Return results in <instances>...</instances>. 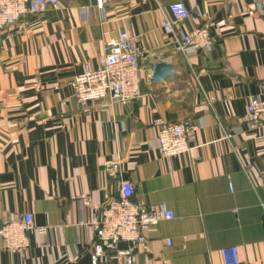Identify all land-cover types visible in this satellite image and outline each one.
Listing matches in <instances>:
<instances>
[{
	"label": "crops",
	"instance_id": "crops-1",
	"mask_svg": "<svg viewBox=\"0 0 264 264\" xmlns=\"http://www.w3.org/2000/svg\"><path fill=\"white\" fill-rule=\"evenodd\" d=\"M171 1L59 0L0 26V227L29 211L49 228L22 255L0 236V264H91L94 231L80 220L122 180L174 212L146 230L133 264H223L230 245L240 264H264V125L250 129L245 110L264 91V0H180L190 17L176 34L206 27L213 39L189 54L162 27ZM107 29L142 49L141 95L81 105L69 81L105 53ZM157 62L173 75L153 83ZM155 117L195 125L190 148L162 155Z\"/></svg>",
	"mask_w": 264,
	"mask_h": 264
},
{
	"label": "built area",
	"instance_id": "built-area-1",
	"mask_svg": "<svg viewBox=\"0 0 264 264\" xmlns=\"http://www.w3.org/2000/svg\"><path fill=\"white\" fill-rule=\"evenodd\" d=\"M59 0H0V26L17 21L27 12L40 13L55 6ZM107 0H94L99 10ZM172 19H164L162 27L172 33L176 47L184 53H192L199 48H210L213 39L206 27H195L177 35V23L190 17V11L183 1L169 3ZM105 53L92 66L83 62L82 70L69 81L72 95L81 105L101 101L108 102L136 99L141 95L140 64L142 55L135 36L126 30L107 29ZM246 122L250 129L264 125V91L261 95H251L246 101ZM156 128L154 146L162 155H175L190 148L189 139L196 126L188 122H169L160 117L151 120ZM229 188L231 185L229 184ZM174 217V212L163 203L146 202L134 198V190L127 180L120 181L116 196L105 194L98 211L80 224L92 228L94 238L90 246L91 264L108 263L112 257L122 264H133L139 250L147 249L146 230L161 219ZM47 226H36L29 211L16 212L12 218L4 220L0 236L4 248L22 255L29 246V234L44 235ZM43 243L42 246H50ZM223 264H240L235 245L220 248Z\"/></svg>",
	"mask_w": 264,
	"mask_h": 264
},
{
	"label": "water",
	"instance_id": "water-1",
	"mask_svg": "<svg viewBox=\"0 0 264 264\" xmlns=\"http://www.w3.org/2000/svg\"><path fill=\"white\" fill-rule=\"evenodd\" d=\"M151 69L150 81L153 83L162 80L165 76L173 75L171 65L166 62L154 63Z\"/></svg>",
	"mask_w": 264,
	"mask_h": 264
}]
</instances>
